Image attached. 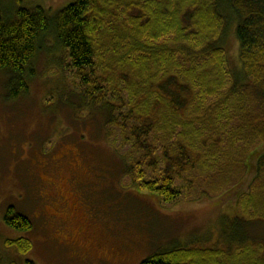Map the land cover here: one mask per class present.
I'll list each match as a JSON object with an SVG mask.
<instances>
[{
	"label": "trees",
	"instance_id": "16d2710c",
	"mask_svg": "<svg viewBox=\"0 0 264 264\" xmlns=\"http://www.w3.org/2000/svg\"><path fill=\"white\" fill-rule=\"evenodd\" d=\"M230 24L239 55V66L232 67ZM51 40L60 52L55 58L65 57L78 81L77 107L100 110L108 132L118 130L130 147L121 156L134 185L172 203L180 195L176 181L188 192L216 195L242 183L250 169L252 179L236 197V208L242 221L264 223V154L256 160L252 153L264 142V0H72L54 17L39 5L12 14L0 6L7 100L28 92L32 61L42 43L52 50ZM66 101L67 108L75 106L71 97ZM142 168L157 178L143 182ZM73 175H66L72 177L66 189L85 207ZM64 192L53 191L56 206ZM69 203L66 198L63 207ZM4 223L32 230L13 208ZM239 234L230 249L167 248L140 264H264V243ZM5 243L23 257L32 248L27 239Z\"/></svg>",
	"mask_w": 264,
	"mask_h": 264
},
{
	"label": "rangeland",
	"instance_id": "374dc122",
	"mask_svg": "<svg viewBox=\"0 0 264 264\" xmlns=\"http://www.w3.org/2000/svg\"><path fill=\"white\" fill-rule=\"evenodd\" d=\"M71 1L0 0V6L12 14L19 7L39 5L54 17ZM233 27L229 25L226 38L231 67L239 66ZM51 47L48 49L57 53L55 56L43 43L37 51L31 64L34 76L28 92L19 99L7 100L8 75L0 71V264H140L167 248L196 244L230 249L240 232L244 239L247 237L245 241L264 243V223L242 221L236 208V197L252 179L249 164L242 183L216 195L188 192L176 181L179 198L165 203L141 185H134L121 156L130 147L122 143L118 130L108 132L100 110L91 105L77 107L80 104L73 95L79 90L78 81H74L67 59L57 60L60 52L52 40ZM68 96L74 107H66ZM112 96L106 100L112 101ZM117 101L113 103L125 112L121 100ZM252 153L253 158L264 154V142ZM142 171L143 182L157 178L148 169ZM71 174H76L85 207L77 206V199L66 193V181L72 180L66 175ZM53 177L57 183L50 188ZM79 178L89 183L84 185ZM58 189L66 191L63 195L70 201L69 212L61 219L65 222L52 223L53 202L48 196ZM9 208L31 221L30 232L16 231L4 223ZM86 208L97 222L96 232L104 243L101 251L89 250L90 260L72 258L70 252L55 245L65 238L61 225L67 230L87 226L83 217ZM16 239L32 243L26 256L5 243Z\"/></svg>",
	"mask_w": 264,
	"mask_h": 264
},
{
	"label": "flooded vegetation",
	"instance_id": "af4514ba",
	"mask_svg": "<svg viewBox=\"0 0 264 264\" xmlns=\"http://www.w3.org/2000/svg\"><path fill=\"white\" fill-rule=\"evenodd\" d=\"M72 172V171H71ZM73 175V174H71ZM75 176V175H73ZM55 183L54 177L49 181ZM64 192V191H63ZM60 193H62L60 191ZM67 194L70 195L73 199H78L76 192H74L72 189L67 190ZM49 199L53 202V207L50 211V220L52 223H59V222H65L61 221L62 217L66 218L67 213L69 210L65 207H63V204L65 203L66 198L62 197L61 202L59 205L56 206V200H57V194L52 193L51 195L48 196ZM88 210V209H87ZM59 214V215H57ZM85 217V221L87 222V226H83L82 228H77L74 231L71 228L70 230H67L66 228H62L63 225L59 228L63 233L65 234V238L62 241H56L55 245L56 247L62 249L64 252H70L71 257H82V260H90L88 258H91L92 255L89 253V250L91 247H95L93 249L94 252L101 251L104 243L102 242L101 238L97 234L96 230V221L94 220L93 215L91 212L88 210L87 212L83 213ZM85 229V230H84ZM100 234V233H99ZM101 237L103 238V234H100ZM91 238H94L99 241L96 245H94L92 242L94 240H91ZM104 239V238H103ZM97 247V249H96ZM98 250V251H97ZM70 257V258H71ZM106 260V259H105ZM103 260V261H105Z\"/></svg>",
	"mask_w": 264,
	"mask_h": 264
}]
</instances>
